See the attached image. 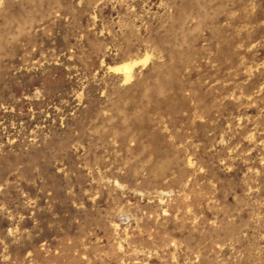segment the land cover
<instances>
[{
  "label": "rangeland",
  "instance_id": "obj_1",
  "mask_svg": "<svg viewBox=\"0 0 264 264\" xmlns=\"http://www.w3.org/2000/svg\"><path fill=\"white\" fill-rule=\"evenodd\" d=\"M0 264H264V0H0Z\"/></svg>",
  "mask_w": 264,
  "mask_h": 264
}]
</instances>
